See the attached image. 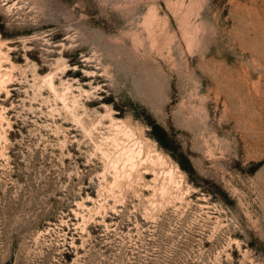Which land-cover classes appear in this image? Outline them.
Segmentation results:
<instances>
[{
  "label": "rangeland",
  "instance_id": "obj_1",
  "mask_svg": "<svg viewBox=\"0 0 264 264\" xmlns=\"http://www.w3.org/2000/svg\"><path fill=\"white\" fill-rule=\"evenodd\" d=\"M0 264H264V0H0Z\"/></svg>",
  "mask_w": 264,
  "mask_h": 264
}]
</instances>
